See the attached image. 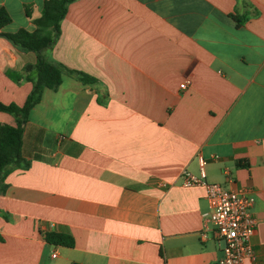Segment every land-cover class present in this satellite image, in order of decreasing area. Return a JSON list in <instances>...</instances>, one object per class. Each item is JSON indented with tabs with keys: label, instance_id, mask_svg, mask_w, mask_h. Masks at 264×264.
Segmentation results:
<instances>
[{
	"label": "crops",
	"instance_id": "0c3cea01",
	"mask_svg": "<svg viewBox=\"0 0 264 264\" xmlns=\"http://www.w3.org/2000/svg\"><path fill=\"white\" fill-rule=\"evenodd\" d=\"M44 2L0 0L3 105L25 102L32 83L12 75L36 55L1 34L34 31ZM44 56L62 81L24 125L29 167L0 182V264H217L220 245L200 234L205 189L182 186L201 169L251 189L255 260L243 264H264V0H76Z\"/></svg>",
	"mask_w": 264,
	"mask_h": 264
},
{
	"label": "trees",
	"instance_id": "16d2710c",
	"mask_svg": "<svg viewBox=\"0 0 264 264\" xmlns=\"http://www.w3.org/2000/svg\"><path fill=\"white\" fill-rule=\"evenodd\" d=\"M76 0H45L40 18L34 21L35 30L29 32L20 29L15 33H4L2 37L11 45L22 51L33 52L36 62L23 68L22 73L12 75L17 81L25 75L32 83V90L23 105H3L0 112L13 117L14 125H0V182L10 172L11 167L27 169L29 167L22 155V139L24 125L27 123L31 110L40 103L45 89L56 90L62 81L63 67L49 61L44 52L53 48L60 35V23L67 13V7ZM240 24L238 18H235ZM11 22L8 13L0 9V29ZM79 80L89 83L86 75L75 72ZM50 245L73 247L72 237L62 233H47L44 237ZM1 240V238H0Z\"/></svg>",
	"mask_w": 264,
	"mask_h": 264
},
{
	"label": "built area",
	"instance_id": "2783aa9c",
	"mask_svg": "<svg viewBox=\"0 0 264 264\" xmlns=\"http://www.w3.org/2000/svg\"><path fill=\"white\" fill-rule=\"evenodd\" d=\"M189 84L180 85L183 89ZM203 163L200 161V167ZM182 186H201L205 189L208 211L203 214L201 237L208 232L220 245V257L217 264H243L246 260L254 261L252 237L255 234L257 220L252 213L255 199L249 188L226 190L215 183H208L201 169V176L188 172L181 175ZM55 257V255H52Z\"/></svg>",
	"mask_w": 264,
	"mask_h": 264
}]
</instances>
